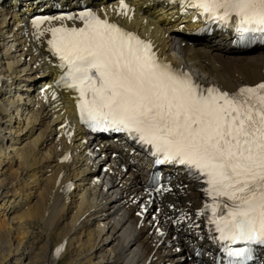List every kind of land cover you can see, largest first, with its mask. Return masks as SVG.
Segmentation results:
<instances>
[{
    "label": "bare ground",
    "instance_id": "bare-ground-1",
    "mask_svg": "<svg viewBox=\"0 0 264 264\" xmlns=\"http://www.w3.org/2000/svg\"><path fill=\"white\" fill-rule=\"evenodd\" d=\"M35 1L45 6L46 0ZM93 1L101 19L150 42L160 61L203 88L232 93L264 82V48L238 53L224 37L196 39L201 18L193 24L189 13L166 8L176 6L173 0H123L128 6L123 9L121 0ZM7 13L0 11V264L46 229L44 246L55 238V249L50 256L39 252L41 264H64L75 240L79 257L98 250L102 258L108 250L100 264H212L208 233L198 227L203 187L179 178L168 193L155 195L143 178L114 162L112 154L122 149L118 141L87 135L71 113L77 99L68 95L75 92L53 86L51 33L37 39L31 23L13 21ZM61 25L83 27V22L53 20L42 30ZM102 222L108 230L96 232ZM199 250L205 263L193 257ZM87 261L92 264V257Z\"/></svg>",
    "mask_w": 264,
    "mask_h": 264
},
{
    "label": "snow or ice",
    "instance_id": "snow-or-ice-1",
    "mask_svg": "<svg viewBox=\"0 0 264 264\" xmlns=\"http://www.w3.org/2000/svg\"><path fill=\"white\" fill-rule=\"evenodd\" d=\"M223 24L235 18L237 43H264V0H185ZM121 6H128L121 0ZM83 27L51 26L53 20ZM37 39L58 57V81L78 93L81 121L93 130L128 133L150 146L159 164L183 165L210 198L200 215L219 233L229 264H245L264 244V82L234 93L203 88L182 70L159 60L150 42L92 11L78 17L34 18ZM159 191V189H156Z\"/></svg>",
    "mask_w": 264,
    "mask_h": 264
},
{
    "label": "rangeland",
    "instance_id": "rangeland-1",
    "mask_svg": "<svg viewBox=\"0 0 264 264\" xmlns=\"http://www.w3.org/2000/svg\"><path fill=\"white\" fill-rule=\"evenodd\" d=\"M23 78H25V76L23 77ZM23 83V82H22ZM22 85H24V84H22ZM22 87H24V88H28L27 86H22ZM28 95H26V96H24V97H27ZM32 97L33 96H31V97H29L28 99L29 100H32ZM5 122H6V119H5ZM38 126V125H37ZM44 126H42L41 128H43ZM38 132H40V131H37V133ZM9 136V135H8ZM15 141V140H14ZM9 143V142H8ZM11 145H12V143H10ZM41 174V177L40 178H44L45 176L47 177L48 175H45V173H40ZM39 174V175H40ZM45 177V178H46ZM4 180V179H3ZM16 186V185H15ZM11 188V190H12V186L10 187ZM77 198H80V197H76V199L75 200H77ZM1 204V203H0ZM0 212H2L1 210H0ZM71 223L72 224V220H71V218H69L68 219V221L66 222V223ZM101 222V221H100ZM68 223V224H69ZM102 223H104L103 225L100 223H98V227L96 228V232L98 231V230H102V229H106V231L108 230V224H105L106 222H102ZM71 224H69V225H71ZM97 225V224H96ZM105 225V226H104ZM39 226L37 225V228H38ZM36 228V229H37ZM94 228H95V226H94ZM36 231V230H35ZM46 232H48L47 231V229L46 230H44V231H40V230H37V234L36 235H33V238L26 244V245H24L23 247H22V249L20 248V250H19V255L18 256H15V257H13V259L10 261V262H8L7 264H32V263H34L35 261H38L37 263L38 264H41V263H39V260H38V254H40L41 252H44L43 254H46V252H47V254H48V256H50L51 255V253L53 252V250L55 249V246H54V243H55V238L53 239V240H50V247L49 248H47L46 247V245L44 246V244H46L47 243V241H48V239L46 238V236H44V234H47ZM49 234H50V231L48 232ZM50 238H51V236H50ZM106 239L107 237H103V239ZM52 239V238H51ZM104 239V240H105ZM86 240V239H85ZM100 240L101 239H99L98 240V243L100 242ZM75 243H74V245L73 246H71V248L69 247V249H68V254H67V261L64 263V264H66V263H68V261H70V259H74L75 261H77L78 263H76V264H86L88 261V259L90 258V257H92V264H100V263H102V260L104 259V258H108L109 257V255H110V253L108 252V250L105 252V255H104V257H102V258H100V256H101V254L99 253V251L98 250H94V256L92 255V256H86V255H83V257H79V255H78V253H79V251H80V249H78L79 248V244L78 243H76L77 242V240H75L74 241ZM15 246H16V243H15ZM41 246V247H40ZM43 246V247H42ZM14 248V247H13ZM47 248V249H46ZM0 250H1V248H0ZM79 250V251H78ZM41 251V252H40ZM46 251V252H45ZM49 251V252H48ZM98 251V252H97ZM40 252V253H39ZM108 252V253H107ZM179 253V252H178ZM107 256V257H106ZM77 257H78V259H77ZM187 258H188V256H187ZM189 259V258H188ZM87 261V262H86ZM106 261V260H105ZM191 261V260H190ZM190 261L188 260V263H190ZM80 262V263H79ZM59 264H62V263H59ZM88 264V263H87Z\"/></svg>",
    "mask_w": 264,
    "mask_h": 264
}]
</instances>
